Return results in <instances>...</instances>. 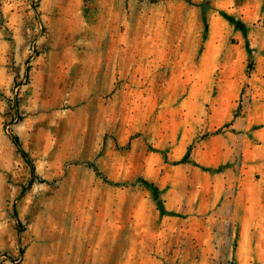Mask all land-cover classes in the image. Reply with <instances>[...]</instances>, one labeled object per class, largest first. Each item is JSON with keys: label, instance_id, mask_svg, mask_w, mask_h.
<instances>
[{"label": "rangeland", "instance_id": "374dc122", "mask_svg": "<svg viewBox=\"0 0 264 264\" xmlns=\"http://www.w3.org/2000/svg\"><path fill=\"white\" fill-rule=\"evenodd\" d=\"M0 264H264V0H0Z\"/></svg>", "mask_w": 264, "mask_h": 264}, {"label": "trees", "instance_id": "16d2710c", "mask_svg": "<svg viewBox=\"0 0 264 264\" xmlns=\"http://www.w3.org/2000/svg\"><path fill=\"white\" fill-rule=\"evenodd\" d=\"M13 141L16 145H18L16 138H14ZM20 153H21L22 157L29 163L26 153L22 150L20 151ZM187 154H188V152L185 153V155L183 156V159L187 158ZM30 168H31V172L33 173V171H34L33 167L31 166Z\"/></svg>", "mask_w": 264, "mask_h": 264}]
</instances>
